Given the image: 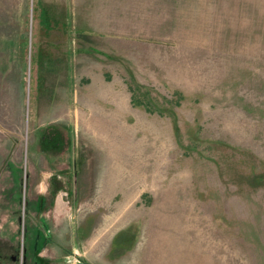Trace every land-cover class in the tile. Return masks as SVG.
<instances>
[{"label": "rangeland", "instance_id": "1", "mask_svg": "<svg viewBox=\"0 0 264 264\" xmlns=\"http://www.w3.org/2000/svg\"><path fill=\"white\" fill-rule=\"evenodd\" d=\"M0 264H264V0H0Z\"/></svg>", "mask_w": 264, "mask_h": 264}]
</instances>
